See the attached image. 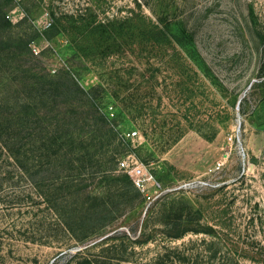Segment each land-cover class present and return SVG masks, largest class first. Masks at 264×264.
Wrapping results in <instances>:
<instances>
[{
	"label": "rangeland",
	"instance_id": "374dc122",
	"mask_svg": "<svg viewBox=\"0 0 264 264\" xmlns=\"http://www.w3.org/2000/svg\"><path fill=\"white\" fill-rule=\"evenodd\" d=\"M53 7L119 28L98 54L75 50L66 24L51 29ZM142 14L160 33L127 47L121 23L137 33ZM0 123V264H157L168 248L182 264L264 257V0H0ZM132 158L160 184L150 205L120 166ZM183 215L203 231L104 239Z\"/></svg>",
	"mask_w": 264,
	"mask_h": 264
},
{
	"label": "trees",
	"instance_id": "16d2710c",
	"mask_svg": "<svg viewBox=\"0 0 264 264\" xmlns=\"http://www.w3.org/2000/svg\"><path fill=\"white\" fill-rule=\"evenodd\" d=\"M31 13H33V10L28 9L26 11V15H30ZM3 17L6 21L4 24L5 27L12 24L10 20L6 18V15H3ZM51 17L53 20L50 26L51 29L52 28L57 29V30L59 29L58 31H60L62 25L66 24V27L69 33L73 35V39L68 44L69 46L77 50L80 44H84L83 42H86L87 45H85L86 47L84 49L85 50L93 49L94 52L97 54L101 52L100 49L104 47V44L106 45L111 39H113L111 38L113 36L112 33H114L116 29L119 28V26H117L116 24V20H110L109 18H107L106 20H101L98 17V14L95 13L93 9L91 8H87L84 12L68 13V12H63V11L57 12L53 7L51 9ZM140 17H143V20H142V23L138 26L140 28H137L138 29L137 33H135L134 25L131 24L132 20L134 19L133 17L128 16L126 20L125 21L123 20V22L121 23L122 32L120 33L124 37H126L124 44L127 45V47H130V45H132L135 42L136 43L139 42L141 44L145 42H147V44H150V42L153 43V39H155L156 35L160 33V31L157 30V28L154 29L152 24L147 23L146 21L147 18L145 17V15L142 14ZM70 22L72 23V25H70L68 28V24ZM164 33H165V37H167V39L170 40L169 35L166 32ZM138 36L140 38L139 41L137 38ZM90 37H91V40H90ZM92 52L93 51H89V54ZM110 53H111V50H109L108 52L105 51L104 57L107 55H110ZM94 55L96 56V54ZM63 76L69 78V80L75 86L77 92L81 93L79 94L78 100H81L84 98L88 99L89 101L92 100V98L90 97L92 96L91 91H89V89H86L85 87H82L81 84L78 81H76L74 77L71 75V71H65ZM45 77L46 75L40 74L39 72H38V75H36V79L39 82H41V84L46 83ZM48 89L52 91L55 90V88H52V87ZM14 103H15L14 106H19L21 108H24L26 106L20 100ZM16 115L18 117L14 118V121L16 123L14 127L21 128L22 125L24 124L22 116L19 113H17ZM99 119L103 125H108L106 116L100 115ZM0 126H1L0 127V140L6 142L3 136V132L9 128L8 123L7 125L5 124L1 125L0 123ZM96 129L98 128L96 127V124H95L93 130L96 131ZM96 136H97V133H96ZM11 139H13V137ZM6 143L8 144V142ZM131 181H132L131 183H133V180ZM132 185L135 187V188L131 187V189L135 193L134 197L138 198L139 195H138L137 190L139 189L134 185V183ZM198 211L200 212V210ZM188 222H189V218L183 215V216H180L178 220H175L174 222H172V227H169L161 231L159 229H151V228L149 229L147 227L146 228L142 227V229L138 233L137 229L136 228L134 229L133 227L130 228L129 230L115 228L113 233L109 234L104 239H111V238L118 237V236H125L134 243L144 244V243L149 242L150 240L152 241L157 240L159 239V237L169 238L170 240L177 239V238L182 237L189 230H193L194 232L203 231L202 224L200 221L197 222L196 224L198 226H194L196 228H191L190 224L188 226L187 225ZM209 229L213 230V232L214 231L217 232V229H215L212 226H209ZM167 250H169L167 253L163 255L160 254L157 257V264H182L186 260V257L183 256V254L172 255L174 251L170 250L169 248ZM258 261L260 264H264V257L258 259Z\"/></svg>",
	"mask_w": 264,
	"mask_h": 264
},
{
	"label": "built area",
	"instance_id": "2783aa9c",
	"mask_svg": "<svg viewBox=\"0 0 264 264\" xmlns=\"http://www.w3.org/2000/svg\"><path fill=\"white\" fill-rule=\"evenodd\" d=\"M38 52V51H37ZM138 135L137 131L128 132V136L134 139ZM123 168L132 177L134 185L146 197V202L150 205L160 194V184L155 180L149 167L135 158L123 160L120 162ZM153 180V188H150L149 182Z\"/></svg>",
	"mask_w": 264,
	"mask_h": 264
}]
</instances>
